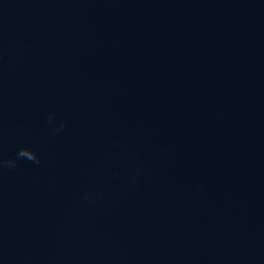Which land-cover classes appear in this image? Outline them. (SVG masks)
<instances>
[{
    "label": "water",
    "instance_id": "obj_1",
    "mask_svg": "<svg viewBox=\"0 0 264 264\" xmlns=\"http://www.w3.org/2000/svg\"><path fill=\"white\" fill-rule=\"evenodd\" d=\"M0 264H264V0H0Z\"/></svg>",
    "mask_w": 264,
    "mask_h": 264
}]
</instances>
